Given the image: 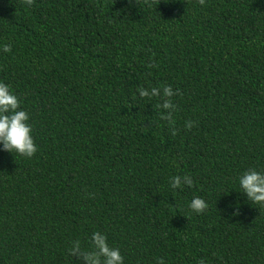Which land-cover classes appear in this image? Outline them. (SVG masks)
<instances>
[{"label": "trees", "instance_id": "1", "mask_svg": "<svg viewBox=\"0 0 264 264\" xmlns=\"http://www.w3.org/2000/svg\"><path fill=\"white\" fill-rule=\"evenodd\" d=\"M0 82L38 148L0 144V264H82L94 232L124 264H264L239 184L264 172V0H0ZM165 85L176 136L138 91Z\"/></svg>", "mask_w": 264, "mask_h": 264}, {"label": "clouds", "instance_id": "2", "mask_svg": "<svg viewBox=\"0 0 264 264\" xmlns=\"http://www.w3.org/2000/svg\"><path fill=\"white\" fill-rule=\"evenodd\" d=\"M148 2L149 0H145V3ZM152 2L154 3L155 0ZM23 3L27 6H33L35 0H23ZM198 3L203 6L206 0H198ZM11 50L10 45H4V52H11ZM152 66V64L148 65V67ZM138 91L141 98H159L160 102L156 108L161 110V120L168 122L172 136L178 135L174 116L178 110V105L174 103L173 97L183 95V93L179 89L174 91L169 85H165L162 90L157 87H152L151 90L141 87ZM28 121L29 115L26 111L21 110L19 98L11 92L8 85L0 82V144L3 145L4 151L12 154L15 152L26 158H31L36 154L38 148ZM194 126L195 122L193 121H188L185 125L188 130ZM193 183L190 175L183 177L177 175L171 179L173 189H181L185 185L192 187ZM239 184L250 202L264 208V172H258L255 168L249 169L240 177ZM91 198H94V194H91ZM208 207L205 200L199 197L194 198L190 204V208L197 214H204ZM235 214L238 215L239 213ZM90 243L91 250H87L82 247L80 241H74L69 254L82 261V264H124L120 250L109 246L107 237L103 233L94 232ZM156 264H165V261L163 258H158ZM200 264H205V261L201 260Z\"/></svg>", "mask_w": 264, "mask_h": 264}]
</instances>
